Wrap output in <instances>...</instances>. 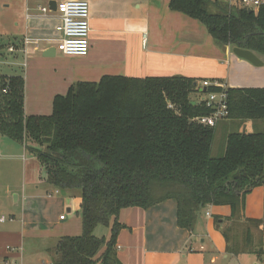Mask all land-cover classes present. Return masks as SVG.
Wrapping results in <instances>:
<instances>
[{"label": "trees", "instance_id": "obj_1", "mask_svg": "<svg viewBox=\"0 0 264 264\" xmlns=\"http://www.w3.org/2000/svg\"><path fill=\"white\" fill-rule=\"evenodd\" d=\"M168 7L202 24L220 46L264 56V8L248 13L218 0H169ZM225 90L227 120L264 124V87ZM198 93L196 80L185 76L106 75L55 96L49 116H25L23 78L0 77V135L36 146L26 148L44 167L46 184L81 196V234L57 239L48 250L52 264H121L120 211L167 200L176 202L177 225L187 231L206 206H227L228 218H214L226 252L261 259L260 222L244 210L247 195L264 185V129L229 133L222 155L212 156L216 128L194 119L213 110L193 100ZM101 227L108 239L96 236Z\"/></svg>", "mask_w": 264, "mask_h": 264}, {"label": "crops", "instance_id": "obj_2", "mask_svg": "<svg viewBox=\"0 0 264 264\" xmlns=\"http://www.w3.org/2000/svg\"><path fill=\"white\" fill-rule=\"evenodd\" d=\"M49 1L0 0V41H5L0 43V77L23 78L25 116H49L55 96L65 95L77 82L97 83L106 75L185 76L195 79L198 88L200 82L206 80L217 81L225 88L264 87L261 72L252 74L249 68L252 64L240 58L234 60L232 47L225 46L223 51L224 46L217 44L202 24L172 12L169 0H88V55L79 58L55 51L54 55L44 57L45 52L55 49L56 43L43 40L58 38L54 28L60 23L57 15L43 17L36 11L37 6H46ZM25 38L43 42L36 50L32 44H23ZM9 48L13 51L9 52ZM255 55L264 66V56ZM234 63L252 77L233 78ZM263 129L261 122L244 123L245 133ZM0 137L3 138V142L0 139L3 145L0 150V219L4 218L0 221V264L7 260L24 264L29 254L36 256L43 252L52 264L48 250L58 238L67 236L64 235L67 224L73 219L65 216L61 220L62 214L74 212V219L81 228L80 194L53 189L46 184L44 167L27 149H36V146L27 143L26 148ZM26 155L34 157L38 166L39 178L31 182L27 181L30 175L27 176L25 169ZM16 173L20 174L21 185L13 179ZM24 186L33 193H26ZM4 213L8 217H4ZM229 215L227 206L208 205L197 216L194 229L187 231L177 225L174 200L148 209H124L118 216L124 228L116 240L117 258L121 264H264V185L247 195L244 210L246 219L260 222L263 248L260 260L254 254L235 257L226 252L214 218L225 219ZM109 234L107 229L103 236L108 239ZM7 247L14 248V252Z\"/></svg>", "mask_w": 264, "mask_h": 264}, {"label": "built area", "instance_id": "obj_3", "mask_svg": "<svg viewBox=\"0 0 264 264\" xmlns=\"http://www.w3.org/2000/svg\"><path fill=\"white\" fill-rule=\"evenodd\" d=\"M56 11L53 12L46 6H37L36 11L41 16L46 17L49 14H55L59 18L60 23L55 26L54 30L58 34V38H46L43 41H55V50L64 56H73L84 58L88 55L89 45V6L86 0H55ZM225 4L228 9L248 10L252 12L264 8V0H218ZM42 39L25 38L24 45L32 44L38 50ZM13 49L9 48V52ZM208 87H221L222 90L218 93H203V89L207 90ZM226 88L220 85L217 81H202L199 84V93L196 97L201 98L206 107L212 108L213 112L210 116L197 117L194 122L203 126L213 128L228 116L227 108V94ZM6 89H2L5 93ZM208 216L209 214L206 213ZM64 216L60 219L63 220ZM4 218L1 217L0 221ZM8 251L14 252V248L7 247ZM4 264H13L11 260H7Z\"/></svg>", "mask_w": 264, "mask_h": 264}, {"label": "rangeland", "instance_id": "obj_4", "mask_svg": "<svg viewBox=\"0 0 264 264\" xmlns=\"http://www.w3.org/2000/svg\"><path fill=\"white\" fill-rule=\"evenodd\" d=\"M87 2H88V6H89V1L87 0ZM89 12H90V7H89ZM4 42H5L4 40L2 42L0 41V43H4ZM231 56H232V58H234V60H239V58L237 56H235L233 53ZM250 66L251 67H249V68H251L250 70L253 72L252 74H255V72H261L262 76H264V66H262V67H254L252 65H250ZM233 68H234L233 78H235V79L244 80L245 75H246V78L252 77L251 74L247 73V70H245L244 68H242L240 65H238L236 63L233 64ZM16 71H17L16 72L17 74L20 73L18 70H16ZM192 98L194 101L197 100V97L195 95H192ZM224 121H226V122H224ZM256 122H261V124L263 125V122L261 120H256ZM256 126H258V123ZM247 131L248 132H246V133L250 134L249 130H247ZM215 132L216 133H215V138H214V142H213L211 155L214 157H220L223 153V150H224L225 139H226L227 135L229 133H233V132H239L242 134L244 132V123L233 122L231 120L225 119L219 123L218 128L215 130ZM254 132H258V130H255ZM0 139H1V142H3L2 141L3 138L0 137ZM2 147H3V145H0V150L2 149ZM26 156L27 157H26V160L24 162L25 169H26L27 176L29 174L31 177L30 178L28 176L27 181L31 182V181H34V180L39 178V175L37 172L38 166H37V162L35 161L34 157H30L29 155H26ZM32 160H34V161H32ZM32 165H33V167H32ZM19 169H20V167H19ZM17 175L18 174L16 173V175L14 176L15 178H13V179H15L14 180L15 183H18V185H21L20 174L18 176ZM16 178H17V181H16ZM41 183H42V181L40 182V184ZM26 187L27 186L23 187V190L26 189V193H33V190H31V188H29V187L26 188ZM80 200H81V196H80ZM80 205H81V203H80ZM3 216L8 217V214L4 213ZM62 216H64V217L67 216L68 220L70 217L73 218L72 221L67 224L66 234H64V235H67L68 237L79 236L81 234V228H80L79 222H77V220L74 219V216H75L74 212L71 214L63 213ZM105 232H106V230L103 227H101L100 229H98L96 231V236L101 237ZM26 258L27 259L25 260L24 264H42V261H45L44 262L45 264H49V257L47 256V254L45 252L40 253L39 255H36V256L29 254Z\"/></svg>", "mask_w": 264, "mask_h": 264}, {"label": "water", "instance_id": "obj_5", "mask_svg": "<svg viewBox=\"0 0 264 264\" xmlns=\"http://www.w3.org/2000/svg\"><path fill=\"white\" fill-rule=\"evenodd\" d=\"M48 7L51 11L55 12L56 11V1L55 0H50L48 2ZM252 11H248V13H251ZM226 47H223V51ZM55 49L52 48L50 50H48L47 52H45L43 54L44 57H50L52 55H54L55 53ZM231 52L237 56L238 58L245 60L247 62H249L250 64H252L255 67H260L263 66V62L260 61V59L255 55L254 52L247 50V49H241L238 47H232L231 48ZM206 90L203 89V93H205ZM192 105H195V102H191ZM244 134V132L242 133ZM13 199H15V196L13 197Z\"/></svg>", "mask_w": 264, "mask_h": 264}]
</instances>
